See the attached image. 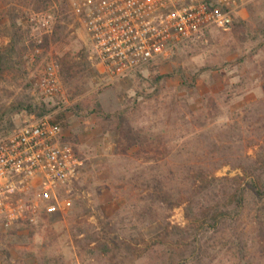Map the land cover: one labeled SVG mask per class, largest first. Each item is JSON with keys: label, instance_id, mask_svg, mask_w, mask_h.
Masks as SVG:
<instances>
[{"label": "rangeland", "instance_id": "rangeland-1", "mask_svg": "<svg viewBox=\"0 0 264 264\" xmlns=\"http://www.w3.org/2000/svg\"><path fill=\"white\" fill-rule=\"evenodd\" d=\"M71 1L51 0L47 9L35 11L23 0H0V48L20 27L17 52L22 55H14L20 60L14 71L0 74V100L56 106L47 115L61 124L84 161L78 180L62 191L72 198L69 211L42 215L32 225H0V264H177L192 237L182 238L184 233L175 230L194 233L198 224L187 218L186 201L171 210L158 207L143 184L157 175L169 185L188 188L197 173L193 167H205L207 175L234 177L242 174L234 156L256 159L264 153V0L249 7L246 19L237 18L226 30L210 28L179 45L168 59L125 79L110 81L87 69L75 82L85 92L72 97L71 86L59 74L61 89L50 95L40 85L48 64L66 54L77 60L86 54L92 62L88 35L73 15ZM41 12L53 15L52 24L45 31L33 30L31 20ZM45 36L54 38L41 49ZM22 46L28 49L21 51ZM79 100L85 101L83 108L88 100H100L105 112L113 114L112 123L101 113L70 112ZM121 109L127 112L121 129H115V113ZM32 117L38 118L18 113L11 130ZM137 127L144 128L138 145ZM228 146L232 164L219 156ZM254 207L232 228L245 245L255 242ZM260 207L264 227V201ZM147 209L152 214L144 215ZM153 215L157 219L151 222ZM205 242L203 252L186 264H264L258 241L244 261L238 260L239 243L231 233Z\"/></svg>", "mask_w": 264, "mask_h": 264}, {"label": "built area", "instance_id": "built-area-1", "mask_svg": "<svg viewBox=\"0 0 264 264\" xmlns=\"http://www.w3.org/2000/svg\"><path fill=\"white\" fill-rule=\"evenodd\" d=\"M255 1L72 0L71 11L86 30L95 68L110 81H119L168 59L179 45L210 28L228 29ZM52 20L51 13H38L31 20L33 30L49 29ZM60 83L58 65L52 62L41 88L53 95ZM83 164L52 117H32L14 128L0 139V225H32L41 214L69 211L72 198L62 191L78 180Z\"/></svg>", "mask_w": 264, "mask_h": 264}, {"label": "trees", "instance_id": "trees-1", "mask_svg": "<svg viewBox=\"0 0 264 264\" xmlns=\"http://www.w3.org/2000/svg\"><path fill=\"white\" fill-rule=\"evenodd\" d=\"M23 2L28 4L35 11H40L47 9L51 0H23ZM13 27L16 28L15 21L13 22ZM20 29V27L16 29L7 46L2 49L0 48V74H3L7 70L14 71L15 65L20 61H15L14 55H17L19 57L18 59L22 58V55L17 52L19 51L17 45L21 41ZM53 38L54 36H45L43 43L40 45L41 49L48 47L50 39L52 40ZM34 46V42H31L30 47L33 48ZM27 49V46L21 47V51H26ZM37 57L40 58L41 54ZM78 59L79 60L71 57L69 54L56 59L62 81L66 86H71V90L73 91L72 97H79L85 92V90L80 88V85L75 84V82H78V80L82 78L84 71L89 69V73L91 71L93 75H98L99 73L93 63L87 60L86 54H82ZM84 102L85 101L82 102V100H79L70 105L68 110L77 116H79L83 110L89 113H101L105 122L108 124L112 123L113 114L105 112L101 106L100 100H88V102L85 103L86 109L82 107ZM55 109H57L56 106H51L50 103L44 101L31 104L23 100H16L15 102L7 104L4 103V100H0V136H3L7 132L9 134L12 131L11 128L14 125V116L22 111L27 112L29 115L34 114L38 117H42ZM129 111L131 112V110ZM126 112L127 111L124 109H121V111L115 113L118 119L115 129H121L120 123L122 121V116ZM135 129L138 138L135 143L138 145L142 143L141 135L144 128L137 127ZM231 154L230 147L228 146L221 149L219 156L226 157L227 160L225 164H232V159H228ZM260 155L263 156L261 159L263 164L258 166V157H260ZM234 159L238 161V167H240L242 172L241 175L239 174L234 177L207 175L205 173V167H193L197 173H195V179L192 180V184L188 188H183V184L179 186L180 183L169 185L164 182L162 176L157 175L150 176L144 181L143 189L147 192L148 199L155 205L171 210L175 206L186 201L187 218L190 222L193 221L196 225L198 224L194 233L188 229L178 231L177 228V230H175V234L184 233L182 238L192 237L185 244L187 254L182 255L180 258L182 260H178L177 264H186L185 262H189L190 258L203 252L202 244L206 243V239H213L214 242L220 238L226 237L227 234L230 233L239 243V261H244L248 255H252V247L257 241L260 247H264V227L261 220L262 214L260 207L261 203L264 201V153L257 154L256 159L249 158L245 154L234 156ZM221 164H223V162H220V165ZM197 177L200 178L199 182H196ZM185 178L189 182V174H185ZM185 178L182 183L185 182ZM182 196H185L184 200ZM254 205V209L258 212L254 216V223L256 224L255 242L252 245L251 243L245 245L243 240L240 239V236L233 235L232 228L234 227V223L241 218L244 211L250 207L252 208ZM197 210L198 212H195ZM194 212L195 215H192ZM147 213L152 214V211L147 209L144 215ZM191 215L192 217H190ZM150 219L151 222L156 221L157 215L151 216Z\"/></svg>", "mask_w": 264, "mask_h": 264}, {"label": "crops", "instance_id": "crops-1", "mask_svg": "<svg viewBox=\"0 0 264 264\" xmlns=\"http://www.w3.org/2000/svg\"><path fill=\"white\" fill-rule=\"evenodd\" d=\"M254 3V2H253ZM253 3H251V4H249L245 9H243L241 12H240V15L237 17V18H242L243 20L244 19H246L247 18V15H248V9H249V7H251L252 6V4ZM254 5V4H253ZM236 18V19H237ZM42 215H45V214H41L39 217H42Z\"/></svg>", "mask_w": 264, "mask_h": 264}]
</instances>
